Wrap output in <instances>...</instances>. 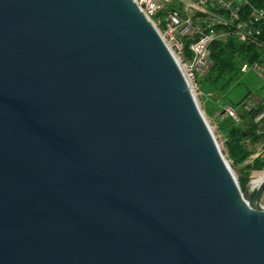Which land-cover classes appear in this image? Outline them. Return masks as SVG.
I'll return each instance as SVG.
<instances>
[{
    "label": "water",
    "instance_id": "obj_1",
    "mask_svg": "<svg viewBox=\"0 0 264 264\" xmlns=\"http://www.w3.org/2000/svg\"><path fill=\"white\" fill-rule=\"evenodd\" d=\"M252 193L134 0H0V264H264Z\"/></svg>",
    "mask_w": 264,
    "mask_h": 264
},
{
    "label": "built area",
    "instance_id": "obj_2",
    "mask_svg": "<svg viewBox=\"0 0 264 264\" xmlns=\"http://www.w3.org/2000/svg\"><path fill=\"white\" fill-rule=\"evenodd\" d=\"M153 24L168 49L180 64L191 88L196 78L205 76L211 66L209 46L215 40L232 36L239 43L254 45L264 52V7L249 0H134ZM219 30H216V28ZM255 71L264 81V66L244 64L242 72ZM223 116L235 123L240 118L235 109L223 107ZM261 113L255 119L259 122Z\"/></svg>",
    "mask_w": 264,
    "mask_h": 264
},
{
    "label": "trees",
    "instance_id": "obj_3",
    "mask_svg": "<svg viewBox=\"0 0 264 264\" xmlns=\"http://www.w3.org/2000/svg\"><path fill=\"white\" fill-rule=\"evenodd\" d=\"M249 1L256 7H264V0ZM260 40L264 41V24ZM209 52L211 66L205 76L196 78V91L199 99L205 102L202 104L205 115L212 119L217 132L224 139L226 159L233 168L246 163L238 177L239 187L243 191L251 173L264 170V157L255 150L256 146L264 144V99L247 107L254 91L241 80L246 73L241 71V67L244 64L252 66L254 63L264 66V52L254 45L239 43L232 36L225 41L212 42ZM257 81L258 88L264 89V81ZM224 106L236 110L239 123L222 115ZM261 113L263 118L255 122ZM250 157L253 159L248 161Z\"/></svg>",
    "mask_w": 264,
    "mask_h": 264
},
{
    "label": "rangeland",
    "instance_id": "obj_4",
    "mask_svg": "<svg viewBox=\"0 0 264 264\" xmlns=\"http://www.w3.org/2000/svg\"><path fill=\"white\" fill-rule=\"evenodd\" d=\"M201 77V76H200ZM199 78V77H198ZM241 80L242 81H245L246 84L252 88V90L254 91V94H253V97L251 98V100L247 103V107L250 106V105H253L254 103H256L257 101H259V99H264V89L260 90L258 88V81L259 80V77L257 75V73L251 69H249L242 77H241ZM221 83L219 82L218 85H220ZM217 85V86H218ZM194 93L196 95V98H197V102H198V105L202 111V113L205 115L204 111H203V105H202V101L199 99V94L197 93V91L194 89ZM206 117V120H207V123L209 124L213 134H214V137L217 141V144H218V147L221 151V153L223 154V156L225 157L226 159V150H225V147H224V139L221 137V135L217 132V129H216V125L213 123L212 119H209L207 118V116L205 115ZM255 150L257 153H260L263 157H264V144L262 145H258L255 147ZM253 159V157H250L248 161H251ZM227 160V159H226ZM228 164L230 165V168H231V171L233 172L235 178L237 179V182H238V177L241 175V169L244 167V165L246 163H244L243 165H241L240 167L238 168H233L231 166V163L227 160ZM263 171H260V172H253L251 173L250 175V180L251 179H254L256 177H258L259 174H261ZM249 182V181H248ZM246 183L245 185V188L247 190V193L248 194H251L252 193V186L251 184L249 183ZM260 204L262 207H264V195L263 197L261 198L260 200Z\"/></svg>",
    "mask_w": 264,
    "mask_h": 264
},
{
    "label": "bare ground",
    "instance_id": "obj_5",
    "mask_svg": "<svg viewBox=\"0 0 264 264\" xmlns=\"http://www.w3.org/2000/svg\"><path fill=\"white\" fill-rule=\"evenodd\" d=\"M264 177V171L258 175V177L254 178L253 180V183L251 184L252 187H256L260 182L261 180L263 179Z\"/></svg>",
    "mask_w": 264,
    "mask_h": 264
},
{
    "label": "crops",
    "instance_id": "obj_6",
    "mask_svg": "<svg viewBox=\"0 0 264 264\" xmlns=\"http://www.w3.org/2000/svg\"><path fill=\"white\" fill-rule=\"evenodd\" d=\"M202 104L204 105V104H205V102H203V101H202Z\"/></svg>",
    "mask_w": 264,
    "mask_h": 264
}]
</instances>
